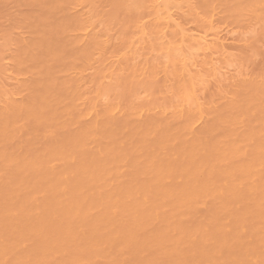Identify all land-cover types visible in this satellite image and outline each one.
Listing matches in <instances>:
<instances>
[{
  "label": "bare ground",
  "instance_id": "bare-ground-1",
  "mask_svg": "<svg viewBox=\"0 0 264 264\" xmlns=\"http://www.w3.org/2000/svg\"><path fill=\"white\" fill-rule=\"evenodd\" d=\"M262 1L154 0L158 16L150 27L149 36L154 37L160 32L157 43L160 51L168 60L175 59L179 64L178 69L165 67L164 85L171 94L182 95L185 92V99L174 109L161 105L140 108V113H145L136 129V134L142 136H139L140 144L133 140L132 144H125L123 137L120 138L124 120L128 114L133 115L137 111L124 108L121 96L114 102L106 99L107 90H97L95 102L86 104L83 116L86 121L79 128L78 120L75 130L69 128L70 122L57 120L59 107H53L55 99L57 103L73 101L67 84L63 87L66 94H62L60 89L58 97L52 98L53 102L44 96L39 98V95L40 100L33 98V102L29 99L21 102L15 93L0 94V130L3 136L13 135V128L15 131L17 128L26 129L33 119L39 127L43 125L42 121L48 124L50 120L46 125L48 134L47 131L45 134L52 138L49 148L33 160L25 161L24 166L15 161L16 156L15 159L2 154L1 160L6 165L16 171L21 168L29 171L21 177L24 179L22 184L10 187L12 192H7L9 194L0 204V264H13L9 255L13 251L18 264H30L32 255L36 257L40 252L54 254L52 264H96L98 260L104 261L99 264H264V142H257L264 135V127L248 128L241 123L244 128L238 131L235 126L241 122L237 119L238 112L256 103L253 98L257 93H246L239 88L229 92V96L224 93V108L230 109L228 121L232 122L227 121L223 128L224 137L233 134L235 137L225 142L209 138L220 129L214 125L223 110L218 112V106H214L211 100L207 104L197 98L194 78L186 66L198 61L200 44L208 48L212 38L206 39L207 34L188 32L180 21L182 17L191 16L195 20L209 22L210 29H213L216 12H228H222L221 8L220 11L215 10L220 2L224 5L228 2V9L250 6L247 8L252 13L255 6H258L255 10L262 8ZM200 4L209 7L206 13ZM246 6L242 9L244 14ZM243 13L241 15L244 16ZM141 34L148 36L143 29ZM85 37L87 44L91 36ZM38 47L42 48V42L38 41ZM54 48L51 54L55 58ZM30 53L33 54L32 51ZM226 55L230 62L232 56ZM27 70L26 73L23 71L25 74L19 72L22 75L33 74L31 68ZM20 73L15 76L20 80L18 85L22 82L21 87L29 88L26 83L24 85L28 75L24 77ZM113 74L106 77L120 85V76L114 78ZM152 79L158 81L155 75ZM251 81L254 90L259 86L264 88V77L252 78ZM124 83L130 92L132 85L143 90L150 86L138 78L135 82ZM187 89L191 90L192 98ZM262 106L264 108V101ZM74 108L75 105L71 110ZM156 108L164 117L169 112L178 124L172 128L169 118L170 121L155 119L151 112L155 109L157 113ZM61 111L71 120L69 108ZM182 121L188 127L185 132ZM150 135L155 145L144 150L142 144L149 143L146 137ZM248 144L253 147L248 148ZM198 206H203L204 211L198 212ZM96 228L102 229L103 235L97 234ZM41 242L48 244L46 250L31 248V244ZM44 256L41 255L39 260H44Z\"/></svg>",
  "mask_w": 264,
  "mask_h": 264
},
{
  "label": "rangeland",
  "instance_id": "rangeland-1",
  "mask_svg": "<svg viewBox=\"0 0 264 264\" xmlns=\"http://www.w3.org/2000/svg\"><path fill=\"white\" fill-rule=\"evenodd\" d=\"M223 3L220 2V5L215 10L220 11L223 9L221 10L222 12L228 11L229 13L223 12V14L218 12V17V13L216 12L213 19V29H210V23L205 20H195L191 16L180 19L183 27L188 32L194 35L207 34L206 36L208 37L205 36L206 39L212 38L210 39L212 43L209 40L206 41V43L208 41L210 43V45L207 43L208 48L200 44L198 48L199 55L196 59L198 61H195L194 65L193 63L187 64L186 67L187 71L194 78V89L197 98L201 102H214V106H218L216 107V110L218 108V112L223 110L222 115L224 116L222 117L220 115L221 118H218L214 125L220 127V129L209 136L213 141L221 142L230 141L235 137L234 134L228 138L224 137L226 134L223 128L226 127L227 121L231 117V111H229L230 109L224 108L225 100L223 97L225 96L224 93L229 96L230 94L228 95V93L236 88L246 93L252 91L257 93L253 98V102H256L254 103L255 105L251 104V107L248 105L238 112L237 119L241 122L235 125L237 130H242L244 126L248 128L252 126L264 127V108L262 106V102L264 101V88L259 86L257 90H254L255 86L251 81L252 78L264 77V5L262 4L263 6L259 10H255L256 7L258 8V6H255L254 11L256 12L252 11V13L254 12L253 14L251 11H248L250 6L245 5L248 8L244 14L242 9H245V6L242 9L240 8L241 10L239 8L235 9L236 7L232 6V11L231 8L228 9V2L226 3L227 5ZM260 5L261 3H259ZM200 6L204 10L200 9L206 13L209 7L201 4ZM224 6L227 7L226 10H224ZM250 10H253V8ZM240 11V15L243 13L244 16L238 14ZM157 16L158 10L154 6V0H0V94L10 92V94L12 93L14 95L15 93L16 99L21 102L23 100L27 101L28 99L33 102V98L35 100L39 95V98L44 96L53 102L52 98L54 97L55 99V97H58L59 91L61 90L63 94L64 84H67L69 86L66 85L67 88L71 90L68 93L73 96V101L57 103V99H55L53 107L56 109L59 107L57 110L58 114H56L57 120L70 122L69 128L75 130L74 127L78 125V120L81 124L77 126L79 128L86 121V118L83 117L86 104L92 105L95 102L97 99V90L99 88L107 90V94L105 95L106 99L114 102L121 96V104L124 108H133L137 111L133 115L128 114L124 120V129L120 134V138L123 137L122 140L125 144H132L133 141L137 144L140 142V138H142V136L139 135V138L136 134V129L140 125L138 121L143 119L145 114L140 113L141 109L148 105H161L168 109H174L179 102L182 101L183 103L185 99V92H182V95L180 93L171 94L168 92L166 85H164L163 72L165 67L178 69L179 64L175 59L168 60L160 51V46L157 44L159 42L158 35L160 32L154 37L149 36L150 27H153V22L156 21ZM208 16L210 18L209 11ZM204 21L207 23L205 24ZM214 22H218V25ZM216 26H218V30H215V28L217 29ZM232 28L235 33H232L234 32ZM142 29L148 33V36L141 34ZM248 31L250 33L253 31L251 34H255L256 36H252ZM86 35L88 37L91 36L87 44L85 43L87 40L85 39ZM46 37L51 38H49L51 44ZM46 39L47 41H43ZM37 40L40 43L42 42V48H40L41 45L38 47ZM33 42L38 48L34 46ZM47 42L50 45H47ZM30 43H32L31 47L29 46ZM28 48H31V50H28ZM53 48L56 49L57 53L55 58L51 54ZM28 51H32L36 57ZM223 54L232 56V59L230 57L229 59H231L230 62L234 66L228 61L227 55L224 56ZM124 55H126L125 58ZM18 59H22L21 65ZM18 67L19 69L21 67L22 71L17 69ZM27 68H31V71H33L32 75L29 76L27 74L29 77L22 75L28 72ZM38 70L41 71L39 72ZM112 72L114 73V78L120 76L118 78L119 82L122 81L120 85L118 82L109 80L106 77L107 74ZM18 73L21 76L28 77H26L28 80L26 82L24 81V85L26 86L27 84L29 88L21 87L22 82V84L20 83L18 85L20 80H16L18 77L15 78L16 75L19 76ZM148 74H151V76L149 77ZM152 75H155V78L158 79L157 82L153 81ZM137 78L138 80L143 79L147 86L149 84L150 86L143 90L140 86L136 87L132 85L133 87L130 88H133V90L130 92L127 89L129 86L125 87L124 82H135ZM22 79L23 77H21ZM39 88L41 91H38ZM189 89H187V92H190L189 95L192 98V92ZM51 90L54 93L49 94ZM243 92L242 94H244ZM64 94L66 93L64 92ZM23 96H25V99H22ZM36 101L39 103L38 100ZM74 105V110H71V107ZM63 108L70 109V113H72L71 120L69 119V115L62 113L61 110ZM216 110H214V113ZM154 111L155 109L152 110L151 115L155 119L159 121L170 119L172 128L178 124L169 112L164 117V114L157 111V108V113ZM211 112H213V108ZM139 115L141 116L139 117ZM241 117H243V120H241ZM48 121V124H50V120ZM228 122L232 124V122ZM42 123L43 125L39 127L36 121L32 119V125H26L28 127H25L26 129L19 128L21 129L19 130L15 128V131L13 128L14 133L11 136L10 132L12 128L10 127L12 125L10 127L7 126L11 130H9L10 134L8 133L9 137H6L5 134L4 137L1 132L2 130H0V134L2 135H0V186H3L0 187V204L3 203L4 197L9 194L7 192H12L10 187L13 184H22L24 179H21V177L24 176L25 172L27 173L29 171H22L23 168L19 169L20 171H16L14 167L6 165L1 160L2 154H5V157H14L15 159L17 157L14 160L23 165L25 161L33 160L38 154L44 152L49 148L52 138L49 137L50 135H46L48 134V126H46L48 124H45V121H42ZM241 123H245V125L242 126ZM0 125L2 124L0 123ZM142 126L146 127L145 124ZM186 129H188L187 125L182 121V130L185 132ZM238 131L237 133H239ZM151 136L146 137L149 138L147 140L149 141L148 144H142L144 150L148 146L155 145L153 144L154 141H152ZM258 139L257 142H264V135H261ZM7 143L9 144L7 145ZM244 143L246 144V142ZM247 146L248 148L253 147L251 144ZM197 211L200 213L203 212L204 207L198 206ZM180 216L182 218L185 217L182 213ZM95 230L100 236L103 235L102 229L96 228ZM74 247L72 245L71 249L74 250ZM31 248L46 250L48 244L43 242L31 244ZM9 255L12 258L13 264L19 263L14 259V251ZM41 255H45L44 260L43 258L39 260ZM54 259V254L40 252L36 257L32 255L30 264H52ZM98 262L103 263L104 261L98 260L95 263L99 264Z\"/></svg>",
  "mask_w": 264,
  "mask_h": 264
}]
</instances>
